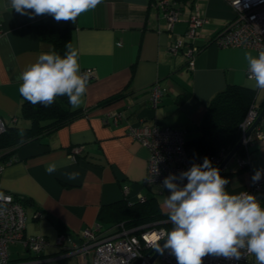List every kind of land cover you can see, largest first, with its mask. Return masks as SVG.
I'll use <instances>...</instances> for the list:
<instances>
[{
  "label": "crops",
  "instance_id": "crops-1",
  "mask_svg": "<svg viewBox=\"0 0 264 264\" xmlns=\"http://www.w3.org/2000/svg\"><path fill=\"white\" fill-rule=\"evenodd\" d=\"M169 1L181 9L171 36L183 34L194 11L191 0ZM193 1L206 22L194 40L199 51L193 69H188L181 54H169L172 38L160 0H102L75 22H57L48 14L29 18L10 9L9 0H0V117L6 127L30 125L22 117L19 76L39 54L51 50L41 37L43 29L69 28L81 71L92 68L96 73L95 80L87 82L81 106L75 108L84 113L17 148L0 175L1 189L23 201L25 235L43 236L50 242L45 255L58 251L53 243L60 233L80 244L85 229L111 226L112 222L99 220V213L123 198L129 202L138 201L140 195L154 198L166 212L163 201L170 190L145 185L149 153L129 135V128L143 123L177 128L184 131L185 141H193L201 135L199 125L213 97L228 85L247 87L246 56H258L256 51L219 48L210 42L234 17L233 10L224 0ZM155 82L164 94L153 108L148 88ZM252 91L255 105L264 106V99ZM113 113L121 115L116 123L109 116ZM259 124L264 133V119ZM74 147L81 150L71 158ZM249 153L244 167L233 157L223 169L230 194L249 189L254 172L264 170V140L255 141ZM236 155L244 154L237 151ZM49 165H55L56 171L48 173ZM70 173L78 176L69 180ZM123 187H128L126 195ZM256 198L264 208V186ZM35 211L43 213V218H34ZM29 255L20 242L9 246L12 260ZM69 257L78 264L77 257Z\"/></svg>",
  "mask_w": 264,
  "mask_h": 264
},
{
  "label": "built area",
  "instance_id": "built-area-1",
  "mask_svg": "<svg viewBox=\"0 0 264 264\" xmlns=\"http://www.w3.org/2000/svg\"><path fill=\"white\" fill-rule=\"evenodd\" d=\"M233 10L234 17L226 26L213 35L210 42L219 48L253 49L257 55L264 50V0H224ZM193 12L187 19L186 30L183 34L171 36L173 26L179 21L181 9L174 2L160 0L159 6L166 19L167 32L172 38L168 47L172 56L181 54L188 69H193L194 57L199 48L194 40L199 35V28L206 19L199 13L198 6L190 1ZM88 76V82L95 80L96 73L92 68L81 71ZM247 76V70H246ZM164 94V88L159 82L153 83L148 88L149 105L156 108ZM261 107L252 103L245 117L239 125L241 149L243 156L234 158L239 167H244L250 157L249 147L257 140H264V133L260 124L247 135L248 129L258 117ZM113 123L118 122L120 114H110ZM264 117L262 118V120ZM106 120V119H105ZM6 130V123L0 117V134ZM129 135L147 148V173L145 185H163V181L170 174L179 177L182 171H187L191 165L185 150L184 131L177 128L160 127L157 125L139 124L129 128ZM80 147L72 149L71 158L80 152ZM228 153L211 156L213 167H219ZM4 164L0 163V175ZM183 186L187 179L173 181ZM264 186V175L260 181L251 184V187L242 192H247L256 197V193ZM128 187H123L126 195ZM241 193V192H240ZM257 199V198H256ZM146 197L138 196L139 202H144ZM129 202V201H128ZM131 203V202H129ZM34 218H43V213L35 211ZM171 224L169 218L152 221L136 227H127L119 222L108 228L96 225L93 229L82 232L81 243L77 244L66 234H58L53 246L61 254L51 257H39L45 253L50 242L43 236H26V214L22 201L15 200L11 193L5 192L0 187V264H35L45 260H57L67 256L78 258V264H148L151 255L147 253L153 248L152 238L161 231H168L165 225ZM20 242L30 254L32 259L23 261L12 260L9 256V246ZM152 264H177L176 258L166 250L159 254ZM203 264H257L253 255L242 256L237 261L224 257L206 256Z\"/></svg>",
  "mask_w": 264,
  "mask_h": 264
},
{
  "label": "clouds",
  "instance_id": "clouds-1",
  "mask_svg": "<svg viewBox=\"0 0 264 264\" xmlns=\"http://www.w3.org/2000/svg\"><path fill=\"white\" fill-rule=\"evenodd\" d=\"M101 3L102 0H9L8 6L29 18L48 14L57 22H75L82 13ZM65 47L63 57L54 49L41 53L20 74L19 93L32 105L48 108L57 97L67 96L74 109L81 106L88 76L81 72L78 52L70 43ZM246 59V86L257 92L258 99H264V50L258 56L248 54ZM46 171L53 173L55 165H49ZM262 175L264 170L257 169L252 182L260 181ZM77 176L78 173H70L67 178L73 180ZM185 178L187 183L183 186L173 182ZM228 183L207 156L179 177H166L163 186L171 194L164 199L163 207L173 227L153 236V248L160 254L170 250L177 264H203V258L209 255L239 261L249 254L257 264H264V208L247 192L228 193Z\"/></svg>",
  "mask_w": 264,
  "mask_h": 264
},
{
  "label": "trees",
  "instance_id": "trees-1",
  "mask_svg": "<svg viewBox=\"0 0 264 264\" xmlns=\"http://www.w3.org/2000/svg\"><path fill=\"white\" fill-rule=\"evenodd\" d=\"M41 37L51 44V50L54 49L62 57L67 51L65 45L71 44V31L67 27L43 29ZM253 101L254 92L238 85H228L213 97L199 125L201 135L193 141L185 142V150L191 166L193 163H202L205 156L210 159L211 156L228 153L233 149L240 138L239 125ZM21 112L22 117L30 121V125L26 128L6 127V130L0 134L2 164L11 161L15 150L20 146L37 140L44 133L56 130L84 113L82 110L72 109L67 96L57 97L48 108L39 104L32 105L23 98ZM238 153H242V149H239ZM220 175L225 178L228 174L221 172ZM13 196L15 200L22 201L21 198ZM166 218H168L167 212L162 211L154 198L131 203L123 198L99 213V220L112 222L111 226L123 222L127 227H136ZM165 226L168 231L173 227L172 224ZM59 254L61 251L58 250L53 254H42L39 257ZM27 257L19 261L33 258L30 255ZM55 264H67V258L57 259Z\"/></svg>",
  "mask_w": 264,
  "mask_h": 264
},
{
  "label": "water",
  "instance_id": "water-1",
  "mask_svg": "<svg viewBox=\"0 0 264 264\" xmlns=\"http://www.w3.org/2000/svg\"><path fill=\"white\" fill-rule=\"evenodd\" d=\"M264 116V106L262 107L258 117L256 118V120L254 121V123L251 125V127L248 129L247 131V135L254 129V127L261 121V119L263 118ZM242 144V140L240 139L236 145L233 147V149L227 154V156L225 157V159L222 161V163L220 164V166L218 167L219 170H220V173L223 172V169L224 167L226 166V164L230 161L231 158L234 157V154L238 151V149L240 148ZM164 241L161 240L160 241V244L163 245ZM160 253L152 248L148 253L147 255H151L150 259H149V262L148 264H152L154 262V260L157 258V256L159 255ZM135 264H138L135 263Z\"/></svg>",
  "mask_w": 264,
  "mask_h": 264
},
{
  "label": "rangeland",
  "instance_id": "rangeland-1",
  "mask_svg": "<svg viewBox=\"0 0 264 264\" xmlns=\"http://www.w3.org/2000/svg\"><path fill=\"white\" fill-rule=\"evenodd\" d=\"M167 212V211H166ZM24 254H27L26 252H23ZM64 258H66V257H64ZM73 257H69V259L67 260V262H68V264H74V263H72V260H70V259H72ZM54 264V263H53Z\"/></svg>",
  "mask_w": 264,
  "mask_h": 264
}]
</instances>
